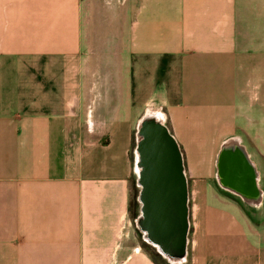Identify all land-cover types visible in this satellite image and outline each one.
<instances>
[{"label": "crops", "instance_id": "crops-1", "mask_svg": "<svg viewBox=\"0 0 264 264\" xmlns=\"http://www.w3.org/2000/svg\"><path fill=\"white\" fill-rule=\"evenodd\" d=\"M94 3L0 0V264H174L129 211L147 112L220 191L176 264H264V0Z\"/></svg>", "mask_w": 264, "mask_h": 264}, {"label": "water", "instance_id": "water-1", "mask_svg": "<svg viewBox=\"0 0 264 264\" xmlns=\"http://www.w3.org/2000/svg\"><path fill=\"white\" fill-rule=\"evenodd\" d=\"M137 140L136 163L140 184L147 185V196L154 201L153 222L148 225L153 234L146 240L157 246L170 262L181 263L186 258L189 231L188 187L182 153L157 112H147L141 118ZM230 151L238 156H231ZM221 152L223 163L235 171L234 182L231 183L237 184L235 178L238 179V172L245 161L241 156L242 149L228 140ZM239 185L237 187L241 190ZM158 233H161V238L157 237ZM177 236L179 245L174 249L169 241L174 242Z\"/></svg>", "mask_w": 264, "mask_h": 264}, {"label": "rangeland", "instance_id": "rangeland-1", "mask_svg": "<svg viewBox=\"0 0 264 264\" xmlns=\"http://www.w3.org/2000/svg\"><path fill=\"white\" fill-rule=\"evenodd\" d=\"M108 0H96V3H107ZM86 2L92 3L95 5L94 0H86ZM89 83H92V77H90ZM183 142V143H182ZM205 143L199 145L197 147V144L200 143V141H193L190 139H187L185 141H181L182 144H185L187 147L191 146L190 152H188L187 156V164L190 168H193V170H199L203 164L205 170L207 168L209 155H210V142L209 140L204 141ZM199 172V171H198ZM212 183H210L208 180H199V177H191L190 178V192H189V234H188V253L189 260L191 261V255L193 250V240L195 238V223L197 221L196 219V211L198 212L199 209V203L200 201H203L209 194L212 193H219L220 191L218 188L213 187ZM131 198H130V215L131 217L134 215L136 211L138 210V194L140 191V185L138 182V175L136 174L134 181L132 182L131 187ZM141 243L146 248V250L151 253L153 256L158 255L157 250L150 248L141 238ZM187 253V255H188ZM187 255L185 258V261L187 259ZM159 256V255H158ZM167 263V262H166ZM168 264V263H167ZM176 264V263H174Z\"/></svg>", "mask_w": 264, "mask_h": 264}, {"label": "flooded vegetation", "instance_id": "flooded-vegetation-1", "mask_svg": "<svg viewBox=\"0 0 264 264\" xmlns=\"http://www.w3.org/2000/svg\"><path fill=\"white\" fill-rule=\"evenodd\" d=\"M183 164H184V173H185L184 157H183ZM185 177H186V174H185ZM140 179H141V177L138 175V182H139V185H140V191H139L138 198H137L138 199V210L136 211L135 216L133 215L132 217H133L135 226L138 229L143 241L150 248L158 250L157 246H154L153 244L149 243L146 240V237H149V235L152 233V231L148 228V225L151 222H153L152 218H153V215H154V207H153V204H154L153 202L154 201H153V198L151 196H147V193H146V191L148 189L147 185L145 183L144 184H140L141 183ZM187 187H188V183H187ZM189 200H190V197H189V187H188V201ZM188 208H189V202H188ZM155 217H156V214H155ZM188 233H189V231H188ZM161 236H162L161 233H158L157 237L161 238ZM169 240H167V241H169ZM177 241H178V236L176 237V239H174V242L170 243V241H169L170 246H172V248L175 249L179 245V243ZM186 250H187V253H188V234H187Z\"/></svg>", "mask_w": 264, "mask_h": 264}]
</instances>
